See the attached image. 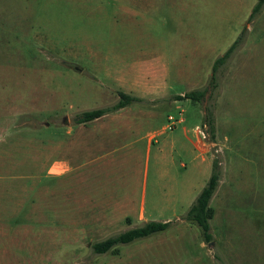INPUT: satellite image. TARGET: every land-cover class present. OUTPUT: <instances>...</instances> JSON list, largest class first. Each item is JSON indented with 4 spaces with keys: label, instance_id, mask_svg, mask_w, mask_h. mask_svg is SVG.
<instances>
[{
    "label": "rangeland",
    "instance_id": "obj_1",
    "mask_svg": "<svg viewBox=\"0 0 264 264\" xmlns=\"http://www.w3.org/2000/svg\"><path fill=\"white\" fill-rule=\"evenodd\" d=\"M255 3L0 0V264H264V7L250 19ZM242 33L214 89L213 64ZM195 89H205L201 101L175 99ZM120 91L140 99L130 112L157 124L153 141L165 128L181 135L173 155L159 156L156 146L149 155L141 127L134 157L128 135L116 149L109 141L84 150L73 172L57 176L76 135L91 138L107 121L103 136L113 131L110 112L79 134L78 114L114 105ZM215 157L223 171L207 242L183 217ZM151 220L172 224L93 251L94 242Z\"/></svg>",
    "mask_w": 264,
    "mask_h": 264
},
{
    "label": "trees",
    "instance_id": "obj_2",
    "mask_svg": "<svg viewBox=\"0 0 264 264\" xmlns=\"http://www.w3.org/2000/svg\"><path fill=\"white\" fill-rule=\"evenodd\" d=\"M264 7V0H256V3L252 9L250 19L256 16ZM243 33L236 39L233 44L226 50V52L218 57L212 68V76H211V86L215 89L218 87L217 84V72L218 69L224 65L228 60L231 58L234 51L242 44L243 42ZM205 89H195L188 91L184 94L176 95L175 99L180 101H186V100H195V101H201L203 97L205 96ZM119 101L115 103L112 106L109 107H101V108H95L91 110H85L78 114L76 118V123H87L91 122L95 119H98L105 114H108L110 112L117 111L121 108H124L133 102L139 101L140 99L136 96L130 95L128 93L120 91L118 93ZM207 114L204 116V120L202 125H207L208 128L206 129V132L211 135L210 142H216L215 141V116L213 110H210L208 107H206ZM222 163L221 161L215 157L213 160L212 165V173L209 177L207 184L204 186V188L201 190L200 194L194 201V203L191 205L190 209L187 211V213L184 215V219L187 221H191L196 223L202 232V236L204 241L210 242L213 239V234L211 232V219L214 216V210L211 206V200L216 193L221 177H222ZM172 224V221H158V220H151L146 221L142 225L132 227L129 229H126L122 232H119L116 235H112L107 237L106 239L96 241L92 244V249L95 253L103 254L107 253L110 250H112L114 247L118 245L128 244L131 243L137 239L145 238L148 236H151L155 233L161 232L166 230L170 225Z\"/></svg>",
    "mask_w": 264,
    "mask_h": 264
},
{
    "label": "crops",
    "instance_id": "obj_3",
    "mask_svg": "<svg viewBox=\"0 0 264 264\" xmlns=\"http://www.w3.org/2000/svg\"><path fill=\"white\" fill-rule=\"evenodd\" d=\"M111 116L109 117V123L111 125V127L113 126V131L109 132V136H106L104 134L103 136V132H104V129L105 127L108 126V121L101 124V127H98V129H94V131H92V136L91 138H87L84 136V138H81L80 136L76 135V139L75 141L73 140V142H71L72 145H75L74 148H71L69 150L70 154H67V156H65L63 159H61V162L63 167H64V170L62 171V173L57 176H60V177H63L65 175H68L69 173L73 172L77 166L79 165L78 163V160H79V156L80 154L84 151V150H88V151H93V152H98V150L103 146L105 148V143L109 142L111 144H115L112 149H116L117 147V140L119 138H122L123 139L129 135L128 138L130 137H134V139L132 140L133 141V148H134V151L132 153L133 157L135 155H137L136 153V145L137 143L142 139V137L140 136L141 135V127H144V130H147L146 134H144L145 138L147 139L146 140V147H147V153L150 155V152L152 151V148L154 146H156V150H157V153L158 155H162L165 151H170L171 152V156L173 155V153L175 152V150L177 149V139H180L182 140V137L181 135H176V129L172 131H167L166 128L164 127V125L162 127H164L165 131H161L162 134H163V138L160 137L159 140H155L153 141L152 138H150V134L153 132V131H157L156 129V125L157 124H151V123H146V119H149V117H145L146 115L142 114V113H139V114H134V112H130L129 111V106H126L124 108H121L115 112H112L110 113ZM173 117V116H171ZM103 117H100L98 119H95L91 122H101L100 120H102ZM85 126L84 123L82 124H79V126L77 127L76 129V132L77 133H81L82 130L84 129L83 127ZM161 127V129H163ZM156 129V130H154ZM182 131H183V135L185 136V138H187L190 142L191 140L188 138L187 134H186V131H185V128H182ZM162 136V135H161ZM179 137V138H178ZM162 138V139H161ZM82 139V140H81ZM116 139V141H115ZM87 147V148H86ZM130 150V148H128L127 150V153L128 151ZM70 157V158H69ZM98 158L101 157V155L97 156ZM105 158V155L102 156V159ZM227 167L225 170H228L225 171L224 173V190H226V197L228 198V187H227V183H231V179H230V172H229V160H227ZM53 168V167H52ZM227 173L226 175V181H225V174ZM47 174L51 177H53V172L52 170L50 169L49 171L47 170ZM238 181H242V180H238ZM238 181H234L236 183V186L237 184L240 185L241 187V184L238 182ZM226 184V185H225ZM112 193V192H110ZM226 198V199H227ZM123 200V199H122ZM126 200V199H125ZM128 201V207L127 210H125V212H129V207L131 208V204L133 203L131 198L128 197L126 202ZM120 202V201H119ZM118 202V203H119ZM126 202L122 203L121 206L124 207L126 206ZM139 212H145V207L144 205L142 204L141 206V209ZM261 248L259 250V253L261 255V253L264 251L263 250V245H260Z\"/></svg>",
    "mask_w": 264,
    "mask_h": 264
},
{
    "label": "water",
    "instance_id": "obj_4",
    "mask_svg": "<svg viewBox=\"0 0 264 264\" xmlns=\"http://www.w3.org/2000/svg\"><path fill=\"white\" fill-rule=\"evenodd\" d=\"M67 66L71 69H73L74 71L76 72H81L82 71V67L75 64V63H71V62H66ZM209 244H212V243H209Z\"/></svg>",
    "mask_w": 264,
    "mask_h": 264
}]
</instances>
